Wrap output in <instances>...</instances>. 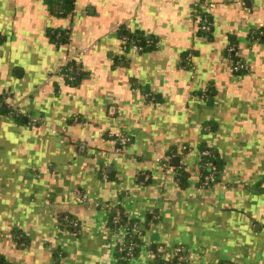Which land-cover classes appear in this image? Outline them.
I'll return each instance as SVG.
<instances>
[{
  "label": "crops",
  "instance_id": "obj_1",
  "mask_svg": "<svg viewBox=\"0 0 264 264\" xmlns=\"http://www.w3.org/2000/svg\"><path fill=\"white\" fill-rule=\"evenodd\" d=\"M262 27L264 0H0V259L121 264L122 207L147 225L128 264L176 245L190 264H264ZM207 147L219 176L201 187Z\"/></svg>",
  "mask_w": 264,
  "mask_h": 264
},
{
  "label": "trees",
  "instance_id": "obj_2",
  "mask_svg": "<svg viewBox=\"0 0 264 264\" xmlns=\"http://www.w3.org/2000/svg\"><path fill=\"white\" fill-rule=\"evenodd\" d=\"M49 4L51 9L58 14H68L70 13L75 4V0H49ZM202 15V14H201ZM207 18V21L210 23L211 29L209 31H200L201 35L209 36L212 31V23L211 18L208 14L203 15ZM63 31H61V36L63 35ZM254 35L264 39V27L259 28L254 32ZM129 40L133 41L136 45H140L141 47L145 46V35L142 32H129L128 33ZM63 40H67L63 38ZM233 45L232 42L227 47V54L232 58L233 63L235 64L239 57L234 52L229 51V47ZM246 68H240L237 72H243ZM203 151H208V154L201 153V185L205 181V176L212 174L214 177V181H210L205 187L210 186L218 181L219 169H220V161L214 153V150L211 148H204ZM180 172H183L180 170ZM117 218V219H116ZM151 219H147L149 222ZM77 222V225H74V222ZM59 223L62 228H70L73 230L78 229V221L73 215L67 213H61L59 215ZM109 225L116 229L121 226H126V234L124 240L117 247V254L120 259L121 264H128L129 260L132 257H136L139 255L141 247L143 245V236L145 233V229L147 227L146 224H142L137 218L130 217L126 214L122 207H119L116 211L114 209L110 210V221ZM181 247L183 250L180 251L175 256H169L167 258L162 257V253L160 252V256L152 262V264H190L188 260V250L185 249L183 245H176ZM123 247V249H120ZM183 256L182 260H179V256ZM0 264H11L6 262L5 260L0 259Z\"/></svg>",
  "mask_w": 264,
  "mask_h": 264
},
{
  "label": "built area",
  "instance_id": "obj_3",
  "mask_svg": "<svg viewBox=\"0 0 264 264\" xmlns=\"http://www.w3.org/2000/svg\"><path fill=\"white\" fill-rule=\"evenodd\" d=\"M197 19H198V23H197V28L196 29H197L198 32H200V31H209L211 29L210 23L207 21V18H205V16L199 14V15H197ZM229 51L236 53V55L239 57V59L233 65V68L232 69L234 71H238L240 68H246L247 69V64L240 57L238 48L235 45H231L229 47ZM202 153L203 154H208L209 152L208 151H203ZM166 166L169 169L173 168V165L171 163H167ZM210 181H214V177H213L212 174H209V175H206L205 176V181L203 182V184L201 185V187H205ZM74 225H77V222L76 221L74 222ZM120 249H123V247H121ZM182 250L183 249L181 247L174 246L173 247V254L171 256L177 255ZM166 252H167V250L165 251V253ZM182 258H183V256L180 255L179 256V260H182Z\"/></svg>",
  "mask_w": 264,
  "mask_h": 264
},
{
  "label": "water",
  "instance_id": "obj_4",
  "mask_svg": "<svg viewBox=\"0 0 264 264\" xmlns=\"http://www.w3.org/2000/svg\"><path fill=\"white\" fill-rule=\"evenodd\" d=\"M175 165H179L178 158H175Z\"/></svg>",
  "mask_w": 264,
  "mask_h": 264
}]
</instances>
